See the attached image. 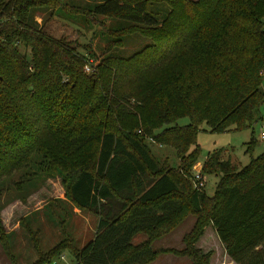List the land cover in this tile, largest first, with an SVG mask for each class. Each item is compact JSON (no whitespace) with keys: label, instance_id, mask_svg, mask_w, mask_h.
Here are the masks:
<instances>
[{"label":"trees","instance_id":"16d2710c","mask_svg":"<svg viewBox=\"0 0 264 264\" xmlns=\"http://www.w3.org/2000/svg\"><path fill=\"white\" fill-rule=\"evenodd\" d=\"M68 1L0 0V183L32 165L31 177L58 176L72 205L99 219L85 248L67 234L32 264L64 251L75 264H151L165 253L209 264L211 253L196 248L209 226L234 264H264V154L241 170L209 155L202 171L219 178L213 197L191 184L204 127L262 121L264 0ZM49 11L77 28L103 27L101 58L32 26ZM131 36L149 43L126 58ZM183 118L190 124L180 127ZM146 140L172 149L179 165L160 164ZM189 214L185 249L154 250ZM4 230L0 221V240ZM140 234L148 238L134 245Z\"/></svg>","mask_w":264,"mask_h":264},{"label":"rangeland","instance_id":"374dc122","mask_svg":"<svg viewBox=\"0 0 264 264\" xmlns=\"http://www.w3.org/2000/svg\"><path fill=\"white\" fill-rule=\"evenodd\" d=\"M101 0H96L100 2ZM93 0H69L71 6L86 7L96 3ZM51 11L42 12L35 15L34 28H43L48 36L55 40L66 39L74 44L80 52H83L84 46H92L96 55L101 58L103 49L106 47L104 41L103 27L94 26L89 28L80 25L77 28L72 22L53 17ZM98 20L103 22L106 27L113 25V19L107 16H99ZM83 24V23H82ZM128 46L124 49L123 57H130L137 50L144 47L149 41L141 40L133 42L137 37H130ZM21 52L31 58L30 51L21 49ZM262 89L264 92V77ZM260 116L264 121V104L260 109ZM190 124L188 118L180 119L177 125L185 127ZM201 131L197 138L200 146V155L198 164L192 172L191 184L194 190L196 171H200L204 178V187L202 191L208 197H213L219 178L214 175L204 173L203 164L209 155L220 153L222 160L230 161L237 170L247 167L252 160L257 159L264 154V140L261 139L262 127L261 121L253 124L250 128L241 131H231L226 133H211L209 130ZM145 145L150 148L152 155L160 164H170L176 168L179 161L175 152L169 148H162L155 143L146 140ZM29 171L17 173L3 183H0V221L7 235L4 240H0V264H12L10 257L6 254L9 249L16 258L18 264H32L39 257V253L48 254L58 246L68 234L78 249L85 248L92 242L97 233L98 222L94 213L82 211L75 208L66 197L65 188L61 180L56 177H31L35 172L34 166H30ZM24 182L18 189L16 183ZM72 205V206H71ZM63 218V225H60V219ZM196 217L192 214L186 215L183 222L172 232L164 237L154 241V250L171 249L175 252H181L186 247L183 238L192 232ZM35 234V235H34ZM67 235V236H68ZM10 237V240H9ZM148 238L146 234L138 235L133 244L138 245ZM36 240V243L34 242ZM36 244V246H35ZM196 248L203 254L211 253L212 257L209 264H234L226 257L223 245L219 242L216 233L212 227H207L203 237L196 244ZM65 256L64 261L60 257ZM75 264L74 259L63 252L55 257L52 263ZM187 256H178L172 253L159 255L151 264H190Z\"/></svg>","mask_w":264,"mask_h":264},{"label":"built area","instance_id":"2783aa9c","mask_svg":"<svg viewBox=\"0 0 264 264\" xmlns=\"http://www.w3.org/2000/svg\"><path fill=\"white\" fill-rule=\"evenodd\" d=\"M261 127H262L261 139L264 140V121L263 120L261 121ZM194 179H195L194 189L198 191H202L204 187V178L202 176V173L200 171H196L194 175ZM64 259H66L65 256H62L60 257L59 260L64 261ZM52 264H58V262H54Z\"/></svg>","mask_w":264,"mask_h":264},{"label":"crops","instance_id":"0c3cea01","mask_svg":"<svg viewBox=\"0 0 264 264\" xmlns=\"http://www.w3.org/2000/svg\"><path fill=\"white\" fill-rule=\"evenodd\" d=\"M220 242V241H219ZM225 254H226V252H225ZM226 257H228V255L226 254ZM229 258V257H228ZM230 259V258H229ZM231 260V259H230Z\"/></svg>","mask_w":264,"mask_h":264}]
</instances>
